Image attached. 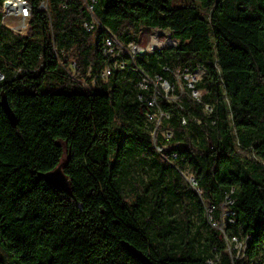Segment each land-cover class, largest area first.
Instances as JSON below:
<instances>
[{"label":"trees","instance_id":"16d2710c","mask_svg":"<svg viewBox=\"0 0 264 264\" xmlns=\"http://www.w3.org/2000/svg\"><path fill=\"white\" fill-rule=\"evenodd\" d=\"M3 1L0 98L15 120L0 106V251L15 264H264V0H93L95 19L123 43L137 44L143 30L167 33L172 48L136 61L150 76L171 81L176 69L204 68L200 102L187 89L180 103L158 101L167 119L155 141L139 100L147 94L118 71L102 81L106 32L83 27L92 0H46L47 11L37 10L45 0H26L22 33L3 26ZM53 47L69 55L86 88L68 79ZM131 151L151 157L162 186L148 215L164 190L187 196L210 230L202 246L186 239L168 248L164 235L149 237L153 219L141 223L148 189L122 170ZM59 165L66 192L41 179ZM184 167L195 189L183 186ZM224 212L232 213L231 238L243 240L240 257L206 223Z\"/></svg>","mask_w":264,"mask_h":264},{"label":"built area","instance_id":"2783aa9c","mask_svg":"<svg viewBox=\"0 0 264 264\" xmlns=\"http://www.w3.org/2000/svg\"><path fill=\"white\" fill-rule=\"evenodd\" d=\"M93 3V0L92 2H84V6L91 17V22L89 25L83 24V27L87 32H90L94 28H101L106 32L105 52L103 53V57H105L108 62L103 64L104 75L102 81H107L113 72L118 71L125 76L127 82L131 86L147 94V97L144 98L139 96V100L143 99L148 109L144 114V119L146 124L152 129L150 136L152 140L155 141L161 122L164 119H167L163 117V111L160 109L158 101L160 99H164L169 103H180L181 97L185 94V90L187 89L190 92L191 98L200 102L202 93L195 88V85L201 82L204 78V68L197 67L194 69H176L171 72V81L165 80L158 75L150 76L137 65V59L154 51L172 48L174 43H166L162 46H148L146 47L147 49L140 48L137 44L131 42L123 43L116 39V37L109 32L107 28L98 23L93 16ZM31 9L32 6L26 0H4L2 3L1 18L3 26L12 32L22 33V31L25 30L26 22L30 17ZM37 10L47 11L46 0L40 3ZM152 32H155V35L166 33L157 30ZM56 51L63 54V63L59 65L68 79L75 81L82 87L86 88V79L83 78L80 71H77L76 65L73 61H71L69 55L62 50L56 49ZM164 71L167 72L168 70L164 69ZM89 73L90 69L87 70L85 74L86 77H89ZM2 78L3 76L0 72V81ZM204 111L206 113H210L211 107L204 105ZM170 138L171 135L169 133H163L164 141H168ZM163 150V147H157L158 155L162 156ZM172 157L173 159L176 158L174 155H172ZM184 178L189 185L195 189V181L191 178H187L186 176H184ZM231 214L232 213L227 212L225 215L228 216ZM231 239L234 242L238 241L235 237H232Z\"/></svg>","mask_w":264,"mask_h":264},{"label":"rangeland","instance_id":"374dc122","mask_svg":"<svg viewBox=\"0 0 264 264\" xmlns=\"http://www.w3.org/2000/svg\"><path fill=\"white\" fill-rule=\"evenodd\" d=\"M13 33L15 32L13 31ZM154 33L155 32L151 30H143L139 35L137 45L140 48H146L156 44V46L166 44V34L155 35ZM155 149L157 151V147H155ZM241 155L247 157V154L244 152H241ZM122 170L126 178L136 181L142 188L148 189L143 203V207H145L147 211H145V217L141 218V223H145L149 221V219L151 220V218L153 219V222H150L147 227V234L152 240L158 242L161 240L160 236L164 235L163 241L168 248L174 247L186 239L194 240V245L198 247L205 243V239L209 237L210 234L209 227L201 224L199 214L193 206L194 202L187 196H183L181 199L176 200L164 190L157 203L156 213L151 217L148 215L149 210L153 208L154 194L157 188L160 189L162 187L153 174L152 159L148 154L138 153L137 151L128 152ZM184 175L187 178L193 179L191 171L186 167H184ZM182 184L190 188L189 183L185 179H183ZM225 214L224 212L217 224H214L212 217L208 214L206 223L212 228L222 231L227 251L230 253L231 250L235 248L237 256L240 257L244 249L243 240L237 242L232 241V232L226 229ZM197 230L199 236L195 234ZM218 257L219 256H216V258ZM0 259L4 264H15L13 260L2 251H0Z\"/></svg>","mask_w":264,"mask_h":264},{"label":"water","instance_id":"95a60500","mask_svg":"<svg viewBox=\"0 0 264 264\" xmlns=\"http://www.w3.org/2000/svg\"><path fill=\"white\" fill-rule=\"evenodd\" d=\"M0 106L7 119L9 121H14L15 120L14 114L7 102L5 95H2L0 98ZM41 179L44 182H46L50 187L54 188L57 191L66 192L70 188L69 180L62 171V165H59L53 171L43 174L41 176ZM124 246L133 255L134 258H136L142 263H146V259L141 253L132 249L128 244L124 243Z\"/></svg>","mask_w":264,"mask_h":264},{"label":"bare ground","instance_id":"6f19581e","mask_svg":"<svg viewBox=\"0 0 264 264\" xmlns=\"http://www.w3.org/2000/svg\"><path fill=\"white\" fill-rule=\"evenodd\" d=\"M164 34H167V33H164ZM105 40H106V37H105ZM165 41L166 43H170V41L167 39V35H166V38H165ZM157 45V44H156ZM156 45H153V46H156ZM55 48V47H53ZM52 52H53V56L54 58L60 63L62 64L63 63V54H60L59 51H56V49H52ZM103 75H104V70L101 72V78H103Z\"/></svg>","mask_w":264,"mask_h":264}]
</instances>
